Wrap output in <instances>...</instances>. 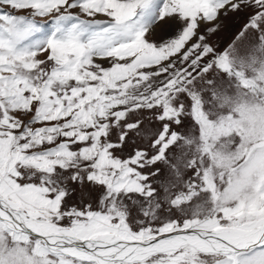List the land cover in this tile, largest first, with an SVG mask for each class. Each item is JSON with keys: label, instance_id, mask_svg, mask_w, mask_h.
Listing matches in <instances>:
<instances>
[{"label": "snow or ice", "instance_id": "6c2138e0", "mask_svg": "<svg viewBox=\"0 0 264 264\" xmlns=\"http://www.w3.org/2000/svg\"><path fill=\"white\" fill-rule=\"evenodd\" d=\"M0 264H264V0H0Z\"/></svg>", "mask_w": 264, "mask_h": 264}, {"label": "rangeland", "instance_id": "374dc122", "mask_svg": "<svg viewBox=\"0 0 264 264\" xmlns=\"http://www.w3.org/2000/svg\"><path fill=\"white\" fill-rule=\"evenodd\" d=\"M243 23L244 14L232 16L226 21L227 27L217 37L221 43V47L226 46V44L234 38L235 34L239 31Z\"/></svg>", "mask_w": 264, "mask_h": 264}]
</instances>
